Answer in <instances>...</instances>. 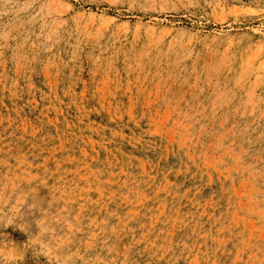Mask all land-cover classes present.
Here are the masks:
<instances>
[{"label":"rangeland","instance_id":"1","mask_svg":"<svg viewBox=\"0 0 264 264\" xmlns=\"http://www.w3.org/2000/svg\"><path fill=\"white\" fill-rule=\"evenodd\" d=\"M0 264H264V0H0Z\"/></svg>","mask_w":264,"mask_h":264}]
</instances>
